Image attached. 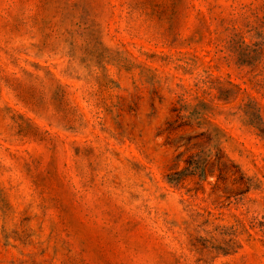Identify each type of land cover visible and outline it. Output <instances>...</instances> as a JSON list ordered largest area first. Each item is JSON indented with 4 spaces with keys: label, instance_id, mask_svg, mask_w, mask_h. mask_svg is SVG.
<instances>
[{
    "label": "rangeland",
    "instance_id": "1",
    "mask_svg": "<svg viewBox=\"0 0 264 264\" xmlns=\"http://www.w3.org/2000/svg\"><path fill=\"white\" fill-rule=\"evenodd\" d=\"M0 264H264V0H0Z\"/></svg>",
    "mask_w": 264,
    "mask_h": 264
},
{
    "label": "trees",
    "instance_id": "2",
    "mask_svg": "<svg viewBox=\"0 0 264 264\" xmlns=\"http://www.w3.org/2000/svg\"><path fill=\"white\" fill-rule=\"evenodd\" d=\"M180 181V177H178V178H175V179H172V181L171 182H179Z\"/></svg>",
    "mask_w": 264,
    "mask_h": 264
}]
</instances>
